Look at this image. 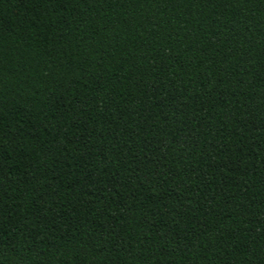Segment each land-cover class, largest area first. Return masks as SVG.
<instances>
[{
	"label": "trees",
	"instance_id": "obj_1",
	"mask_svg": "<svg viewBox=\"0 0 264 264\" xmlns=\"http://www.w3.org/2000/svg\"><path fill=\"white\" fill-rule=\"evenodd\" d=\"M0 264H264V0H0Z\"/></svg>",
	"mask_w": 264,
	"mask_h": 264
}]
</instances>
